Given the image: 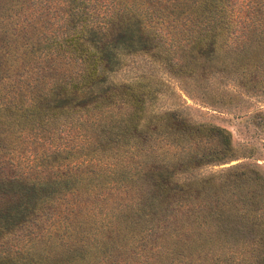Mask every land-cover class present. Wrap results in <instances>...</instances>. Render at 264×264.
Masks as SVG:
<instances>
[{
  "label": "trees",
  "instance_id": "1",
  "mask_svg": "<svg viewBox=\"0 0 264 264\" xmlns=\"http://www.w3.org/2000/svg\"><path fill=\"white\" fill-rule=\"evenodd\" d=\"M29 1L52 8L54 20L46 28L49 21H40L39 12L27 13L35 21L18 31L32 37L17 36L22 53L5 72L36 67L37 73H52L30 75V94L2 103L0 118L22 137L31 133L45 139L63 131L79 140L61 166L84 168L80 178L88 181L12 185L17 194L22 189L21 198L0 210V236L42 217L47 225L37 237L45 244L51 240L50 247L69 259L56 264H112L113 251L134 257V264H264L260 172L247 177L237 172L239 166L221 173L201 171L225 162L232 148L230 132L193 124L180 110L149 115L160 87L152 81L112 79L130 58L144 54L167 71L177 67L182 90L196 92L209 106H238L231 102L234 92L224 89L227 83L244 95H264V0ZM21 2L16 3L19 10ZM8 9L2 0V24L19 17L6 15ZM106 190L123 202L104 204ZM126 191L132 194L127 197ZM27 193L37 197L31 200ZM78 197L84 198L82 205L74 203ZM70 199L71 217L72 209H65ZM55 202L64 207L43 212ZM31 249L21 258L2 253L0 264H50L47 252ZM210 249L221 252L202 256Z\"/></svg>",
  "mask_w": 264,
  "mask_h": 264
},
{
  "label": "rangeland",
  "instance_id": "2",
  "mask_svg": "<svg viewBox=\"0 0 264 264\" xmlns=\"http://www.w3.org/2000/svg\"><path fill=\"white\" fill-rule=\"evenodd\" d=\"M14 1L15 2L6 0V4L9 7L8 11H6V15L17 14L19 17L7 18L2 24V0H0L1 107L2 103L20 102L25 98V95L30 94L26 86L28 82L32 81L35 77L40 78L42 75H50L52 73V71L37 73L36 67H34L36 71L28 67L5 72L9 64L18 62L19 56L22 53L17 51V36L23 37L22 40L24 41H28L32 37L29 32L23 34L22 31H18L20 28L22 29L32 24L33 20L35 21V19H32L27 13L33 11L39 12V17L42 19L40 21H49L44 24L46 28L51 27V22L54 20L55 16L52 8L51 10L47 9L49 6H43V4H39L38 2L32 4L29 0H22L21 3L23 4V8L19 10L17 9L19 6L16 5L19 0ZM52 13L54 14L52 15ZM39 17H37V20ZM8 42H13V44L10 45ZM8 53L9 58L6 60L5 55H8ZM33 66H35L34 63ZM165 68L166 65L154 62L144 54H137L130 58L125 63L123 69L112 76V79L115 82H128L133 80L152 81L156 86L160 87L161 90L154 95V101L148 107L147 114L149 115H151L150 112L180 110V112L186 116L189 121H192L193 124L220 127L230 132L232 136V148L226 151L225 162L220 165L205 167L201 170L202 173H221L232 167L239 166L241 169L237 172L244 173L247 177H253L250 171H258L264 178V95L258 94L259 96H254V94L251 93L244 95L235 88L232 83H227L224 85V89H230L234 92L231 95L234 100H231V102L232 104H238V106L233 108V106H228V104L224 106L218 102L215 106H209L208 104L202 103V100L196 95L197 93L194 91L192 92L189 87L188 89L191 91V94H186L182 90V83L179 79L183 78L178 74L177 71H179V69L177 67H173L168 71ZM30 75L32 78L31 80L29 79ZM235 96L236 98H234ZM117 111H119V113L122 112L118 109ZM2 119L4 118H0V210L8 209L18 204L22 189L20 193L17 194L12 185H18L21 182L46 181L49 179H57L60 181L62 178L71 182L88 181L80 178L81 170L84 168L76 170L72 166H61V162H66L62 159L64 157H70V151L73 153V148H75L79 140L77 142V139H71L70 137L72 135H67V133L63 131L48 136L45 139H40L38 134L31 133L22 137L13 133L10 129L8 130ZM86 128L87 126H84V129ZM85 135H90V132H85ZM53 147H59L65 151L63 150V152L59 153L55 151L54 153ZM68 150L69 153L66 154ZM53 162L58 163L57 165L59 166L51 169L49 165ZM37 167H39V169ZM122 167L123 165L119 166V168ZM63 174L68 177H62ZM108 178L114 181H119L121 179L117 175H110ZM126 192L127 197L132 194L129 191ZM102 194V197H104L103 199H107L104 201V204L109 205V207H115L119 202H123L115 198V191L109 192L106 190ZM30 195L31 193H27L26 197L31 200L37 197L36 193L33 194V196ZM27 198H23V200L26 201ZM83 199L82 197H78V201L70 199L67 206H65V209H72V213L67 214L68 216L71 217L75 214L74 206H72L71 203L73 201L74 203H81ZM107 201H109V203ZM100 205L102 206V204ZM120 206H122L121 203ZM62 207H64L63 202H55L47 205L46 208L42 210L44 213H56ZM117 212L118 211H115V213ZM38 215L41 214L39 213ZM31 219L28 223L16 224L17 226L8 230V234L0 236V254L12 255L11 258L26 257V251L32 253L33 250L31 247H33L37 250L47 252V255H50V258L47 259L50 264L60 263L59 261L61 259H63L62 263H65V258H67L66 254L60 249H52L50 247L51 240L45 244L43 237H37L43 234L42 228L47 225V223L43 222L42 217L41 219L37 217L36 220L33 218ZM108 236L110 235L105 233L103 238L107 239ZM23 247L25 248L21 250ZM219 252L221 251L216 249L205 250L202 256ZM112 253L113 255L115 254V257L110 260V263L115 264L119 260L124 259L125 262L123 264H134L135 258L129 254L117 253V251H113ZM195 261L196 257L193 262ZM188 262L186 264H188ZM45 264H47V262H45Z\"/></svg>",
  "mask_w": 264,
  "mask_h": 264
}]
</instances>
